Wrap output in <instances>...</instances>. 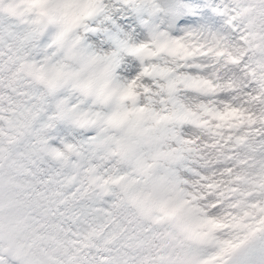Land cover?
I'll use <instances>...</instances> for the list:
<instances>
[{
	"label": "snow or ice",
	"instance_id": "obj_1",
	"mask_svg": "<svg viewBox=\"0 0 264 264\" xmlns=\"http://www.w3.org/2000/svg\"><path fill=\"white\" fill-rule=\"evenodd\" d=\"M0 264H264V0H0Z\"/></svg>",
	"mask_w": 264,
	"mask_h": 264
}]
</instances>
